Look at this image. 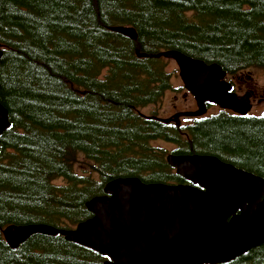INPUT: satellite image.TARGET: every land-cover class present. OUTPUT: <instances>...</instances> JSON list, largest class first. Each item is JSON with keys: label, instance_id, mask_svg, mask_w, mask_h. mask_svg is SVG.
<instances>
[{"label": "trees", "instance_id": "1", "mask_svg": "<svg viewBox=\"0 0 264 264\" xmlns=\"http://www.w3.org/2000/svg\"><path fill=\"white\" fill-rule=\"evenodd\" d=\"M162 51L216 64L228 78L264 74V0H0V104L10 123L0 137V264H106L60 235L11 249L3 231L73 229L116 179L190 185L169 153L213 156L264 179V115L220 110L176 127L157 109L141 112L172 89L169 60L153 57ZM78 156L90 170H75ZM224 264H264V244Z\"/></svg>", "mask_w": 264, "mask_h": 264}, {"label": "water", "instance_id": "2", "mask_svg": "<svg viewBox=\"0 0 264 264\" xmlns=\"http://www.w3.org/2000/svg\"><path fill=\"white\" fill-rule=\"evenodd\" d=\"M112 31L137 40L131 27ZM153 57L176 64L183 88L196 104L195 111L176 113L162 122L179 127L180 118L203 117L209 105L243 117L251 111V104L231 92L218 65L176 51ZM9 126L0 104V137ZM166 162L190 185L116 179L105 185V195L86 204L92 218L73 229L11 225L3 231L4 240L17 249L36 234L60 235L106 257V264H224L264 244V179L213 156L169 154Z\"/></svg>", "mask_w": 264, "mask_h": 264}, {"label": "rangeland", "instance_id": "3", "mask_svg": "<svg viewBox=\"0 0 264 264\" xmlns=\"http://www.w3.org/2000/svg\"><path fill=\"white\" fill-rule=\"evenodd\" d=\"M168 71L171 72L172 74V89L166 92L164 95L161 103L158 106H149L146 108L141 109V112L145 115H151L155 109H157V115L160 118H168L169 116H172V113H175V108L176 106L177 110H183L186 109L188 110L189 108L192 107V110H196V104L193 99V97L188 93L187 95V101L185 102L182 98L183 94L187 91L183 88V85L181 83V80L178 75V69L176 64L172 61L169 60L168 62ZM244 75L250 73L253 75L256 80L264 84V74L260 70H249L243 72ZM220 112V109L217 106H211L207 108V113L202 117V118H207L213 115H216ZM172 114V115H171ZM253 115H264V100H262L257 106L256 109L251 112ZM192 122L191 120H185L181 123L182 126H186ZM154 146H158L160 148L165 149L167 152H171L175 146L161 142V141H156L153 143ZM170 154V153H169ZM74 168L78 173H81L83 171H88L90 170V167L88 163L83 159V157L78 156L77 160L74 164ZM61 182V181H57Z\"/></svg>", "mask_w": 264, "mask_h": 264}, {"label": "flooded vegetation", "instance_id": "4", "mask_svg": "<svg viewBox=\"0 0 264 264\" xmlns=\"http://www.w3.org/2000/svg\"><path fill=\"white\" fill-rule=\"evenodd\" d=\"M226 80L231 84V92L236 94L239 99L242 101H245L249 104H251L252 108L251 111L244 117H259V115H253L251 112L256 109V106L264 100V84L256 80V78L251 75L250 73L244 75V73H238L230 78L226 77ZM187 95L188 93H184L182 98L186 102L187 101ZM214 105H209L208 107H211ZM175 113H172L173 115L176 113H182V112H192V107L188 110H177L176 106ZM226 111V110H225ZM231 112V111H228ZM232 113V112H231ZM171 114V115H172ZM172 115V116H173ZM262 116V115H261ZM171 117V116H169ZM168 117V118H169ZM191 119H203L200 118H192V117H182L180 118V125L185 120H191ZM173 123V122H170ZM175 124V123H173Z\"/></svg>", "mask_w": 264, "mask_h": 264}, {"label": "bare ground", "instance_id": "5", "mask_svg": "<svg viewBox=\"0 0 264 264\" xmlns=\"http://www.w3.org/2000/svg\"><path fill=\"white\" fill-rule=\"evenodd\" d=\"M258 70V69H257ZM211 170V169H210Z\"/></svg>", "mask_w": 264, "mask_h": 264}]
</instances>
